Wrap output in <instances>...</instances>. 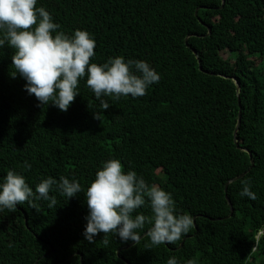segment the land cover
Segmentation results:
<instances>
[{"label":"trees","instance_id":"16d2710c","mask_svg":"<svg viewBox=\"0 0 264 264\" xmlns=\"http://www.w3.org/2000/svg\"><path fill=\"white\" fill-rule=\"evenodd\" d=\"M41 6L58 31L93 36L91 62L144 60L160 79L141 97H102L110 105L103 110L85 76L61 111L27 92V81L12 75L15 50L0 47V182L14 170L34 192L49 176L78 180L82 189L68 199L54 187L57 204L35 201L39 212L28 202L0 210V264H167L171 257L264 264V0H37ZM112 158L171 193L177 214L193 217L190 231L148 248L149 224L137 230L139 243L103 232L89 242L86 191ZM246 179L256 200L240 196ZM139 213L151 216L150 202Z\"/></svg>","mask_w":264,"mask_h":264},{"label":"clouds","instance_id":"9594fccd","mask_svg":"<svg viewBox=\"0 0 264 264\" xmlns=\"http://www.w3.org/2000/svg\"><path fill=\"white\" fill-rule=\"evenodd\" d=\"M60 25L45 7H37V0H0V47L6 43L14 49L12 66L15 76L19 73L26 81L25 88L41 105L50 102L61 111H67L79 94V80L87 76L86 84L100 100V107H110L104 96L119 100L122 96L141 97L153 83H158L157 71L144 60H126L119 55L109 57L105 63L91 62L95 55L96 41L87 30L76 29L68 35L58 31ZM94 119L102 120V113L93 112ZM26 169L31 164L25 161ZM240 196L256 200L251 190V180L241 181ZM68 199L81 192L78 180L61 176L59 181L49 176L42 179L35 188L29 186L25 176L8 170L0 182V210L15 211L17 205L25 202L39 212L35 201H49V208L57 204L56 196H50L53 188ZM89 215L84 232L92 242L103 232L118 234L121 240L139 243L145 224L151 225L146 235L148 247L164 243L174 244L193 227L189 214H177L171 193L158 185H151L133 170L124 171L117 158L103 163L86 191ZM150 202L152 215H134L137 209ZM261 232V231H260ZM264 232V231H263ZM105 244L108 240L105 239ZM11 247V245H9ZM167 264H179L176 257ZM185 264H196L189 259Z\"/></svg>","mask_w":264,"mask_h":264},{"label":"water","instance_id":"95a60500","mask_svg":"<svg viewBox=\"0 0 264 264\" xmlns=\"http://www.w3.org/2000/svg\"><path fill=\"white\" fill-rule=\"evenodd\" d=\"M193 51H194V50H193ZM194 53H195V51H194ZM234 82H235V87H236V91H237L238 88H239V83L237 82V80H234ZM238 108H239V110H238V115H237L238 117H237L236 128H235V131H234V136H235L236 130H237L238 126H239V123H240V117H241V106H240V101H239V99H238ZM242 150L247 151L245 148H242ZM248 155H249V158H250V167H252V165H253V160H252V157H251L250 152H248ZM241 175H242V174H240L239 176L234 177V178L230 179L229 181H227V182L225 183V185H224V190L227 189V184H228L229 182H231V181H233V180H235V179L241 177ZM226 200L228 201V204H229V206H230V214H231L232 209H231L230 201L228 200L227 197H226Z\"/></svg>","mask_w":264,"mask_h":264},{"label":"rangeland","instance_id":"374dc122","mask_svg":"<svg viewBox=\"0 0 264 264\" xmlns=\"http://www.w3.org/2000/svg\"><path fill=\"white\" fill-rule=\"evenodd\" d=\"M227 55H228L227 53H223V56H224V57H227Z\"/></svg>","mask_w":264,"mask_h":264}]
</instances>
